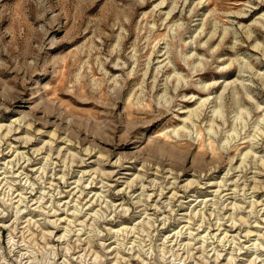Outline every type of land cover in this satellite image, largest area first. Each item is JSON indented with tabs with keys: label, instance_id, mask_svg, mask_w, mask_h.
<instances>
[{
	"label": "rangeland",
	"instance_id": "1",
	"mask_svg": "<svg viewBox=\"0 0 264 264\" xmlns=\"http://www.w3.org/2000/svg\"><path fill=\"white\" fill-rule=\"evenodd\" d=\"M263 158L264 0H0V264H264Z\"/></svg>",
	"mask_w": 264,
	"mask_h": 264
},
{
	"label": "bare ground",
	"instance_id": "2",
	"mask_svg": "<svg viewBox=\"0 0 264 264\" xmlns=\"http://www.w3.org/2000/svg\"><path fill=\"white\" fill-rule=\"evenodd\" d=\"M164 2V1H163ZM202 2V1H201ZM162 3V2H161ZM165 4V3H164ZM250 36V35H249ZM251 37V36H250ZM258 49V48H260V46H259V44H257V45H255V49ZM180 79H181V77H180ZM243 84V83H242ZM205 88V90H206V87H204ZM233 90V89H232ZM240 109V108H239ZM8 129H10V128H8ZM10 132V131H9ZM11 133V132H10ZM6 135H8V134H6ZM257 139V138H256ZM29 140H31V139H29ZM264 159V158H263ZM243 163V162H242ZM260 171V170H259ZM133 182V181H132ZM133 184H134V182H133ZM192 184V183H191ZM190 184V186H192ZM132 185V184H131ZM258 187V186H257ZM176 193V192H175ZM238 206V205H237ZM240 206V205H239ZM236 208V207H235ZM173 211V210H172ZM80 213V212H79ZM203 218V217H202ZM240 221H244V218H241V216H240V219H239ZM247 220V219H246ZM237 221V220H236ZM236 221L234 222L235 224H234V226H232V227H235L236 225H237V223H236ZM56 222V221H55ZM246 222V221H245ZM245 222H243V223H245ZM221 225V224H220ZM222 226V225H221ZM219 228H220V226H219ZM239 228V227H238ZM252 233H253V231H251ZM250 232V233H251ZM229 242V241H228ZM261 245V244H260ZM218 256V255H217ZM219 257V256H218ZM236 257V256H235ZM218 260V259H217ZM258 260V259H257Z\"/></svg>",
	"mask_w": 264,
	"mask_h": 264
}]
</instances>
